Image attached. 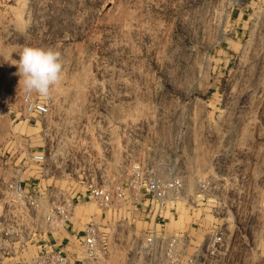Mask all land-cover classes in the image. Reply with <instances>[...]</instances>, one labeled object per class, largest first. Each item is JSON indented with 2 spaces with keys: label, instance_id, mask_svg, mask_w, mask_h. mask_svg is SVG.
<instances>
[{
  "label": "rangeland",
  "instance_id": "rangeland-1",
  "mask_svg": "<svg viewBox=\"0 0 264 264\" xmlns=\"http://www.w3.org/2000/svg\"><path fill=\"white\" fill-rule=\"evenodd\" d=\"M25 46L62 56L48 97L19 83ZM26 94L48 113L26 111ZM133 162L184 181L160 206L168 233L200 243L217 229L220 264H264V0H0V218L14 213L11 181L77 192L51 245L68 264H141L153 219L85 191ZM89 221L107 240L96 258L79 238ZM9 250L0 264H37L38 243Z\"/></svg>",
  "mask_w": 264,
  "mask_h": 264
},
{
  "label": "built area",
  "instance_id": "built-area-1",
  "mask_svg": "<svg viewBox=\"0 0 264 264\" xmlns=\"http://www.w3.org/2000/svg\"><path fill=\"white\" fill-rule=\"evenodd\" d=\"M24 101V107L29 113L39 116L48 113V106L33 99L29 94L24 96ZM32 159L41 166V172L47 171L44 153H35ZM8 188L14 213L6 219L4 216L0 218V255L6 256L15 243L20 247L38 243L37 264H68L66 253L59 244L55 243L52 246L51 240L54 241L53 232L69 224L77 192L70 196L51 186L48 188H41L38 184L27 186L21 181H11ZM85 191L102 208L130 200L137 210L150 211L152 218L149 220L153 219V227L147 229L136 250L142 257L141 264L222 262L224 240L221 231L213 230L204 241L196 243L185 231L168 233L164 228L165 222H160L164 218L160 208L163 201L178 199L185 195L184 181L181 177L176 175L163 177L155 167L133 162L124 180L108 184L96 183L91 179L86 182ZM145 200L147 203H144ZM22 225H25L27 234H20ZM79 238L82 239V246L91 258L101 255L102 246L107 244L98 224L92 221L84 225Z\"/></svg>",
  "mask_w": 264,
  "mask_h": 264
},
{
  "label": "clouds",
  "instance_id": "clouds-1",
  "mask_svg": "<svg viewBox=\"0 0 264 264\" xmlns=\"http://www.w3.org/2000/svg\"><path fill=\"white\" fill-rule=\"evenodd\" d=\"M18 56L13 65L17 68L16 74L24 90L48 97L61 80L63 61L60 52L51 48L25 46Z\"/></svg>",
  "mask_w": 264,
  "mask_h": 264
},
{
  "label": "crops",
  "instance_id": "crops-1",
  "mask_svg": "<svg viewBox=\"0 0 264 264\" xmlns=\"http://www.w3.org/2000/svg\"><path fill=\"white\" fill-rule=\"evenodd\" d=\"M141 212H142V210H141ZM144 215H145V216H148L149 219L152 218V215L150 214V211L145 212ZM66 232H67L68 237H69V236L71 235L70 228H66Z\"/></svg>",
  "mask_w": 264,
  "mask_h": 264
}]
</instances>
